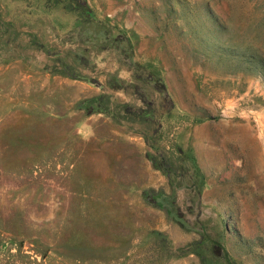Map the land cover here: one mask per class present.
<instances>
[{"label": "rangeland", "instance_id": "374dc122", "mask_svg": "<svg viewBox=\"0 0 264 264\" xmlns=\"http://www.w3.org/2000/svg\"><path fill=\"white\" fill-rule=\"evenodd\" d=\"M0 264H264V0H0Z\"/></svg>", "mask_w": 264, "mask_h": 264}]
</instances>
